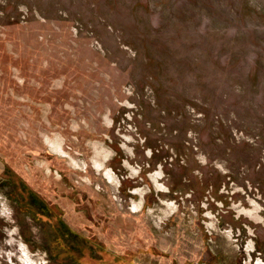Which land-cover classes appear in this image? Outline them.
I'll list each match as a JSON object with an SVG mask.
<instances>
[{"label":"rangeland","instance_id":"374dc122","mask_svg":"<svg viewBox=\"0 0 264 264\" xmlns=\"http://www.w3.org/2000/svg\"><path fill=\"white\" fill-rule=\"evenodd\" d=\"M0 264H264V0H0Z\"/></svg>","mask_w":264,"mask_h":264}]
</instances>
